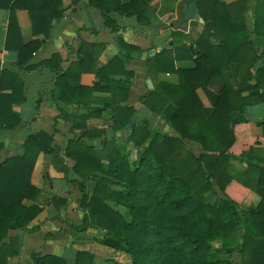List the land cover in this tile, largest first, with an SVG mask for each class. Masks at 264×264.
Returning a JSON list of instances; mask_svg holds the SVG:
<instances>
[{
    "label": "crops",
    "instance_id": "1",
    "mask_svg": "<svg viewBox=\"0 0 264 264\" xmlns=\"http://www.w3.org/2000/svg\"><path fill=\"white\" fill-rule=\"evenodd\" d=\"M217 1L229 5L232 10L243 2ZM117 2L126 5L130 0ZM102 3L103 0L98 1L99 5ZM117 4L107 1L104 16L89 0L77 4L72 0H61L62 16L53 22L46 38L33 34L28 13L17 10L15 17L22 43H40L26 66L18 64L17 51L5 47L9 11L0 8V86L7 94L12 89L17 92V81L24 86V101L10 106L5 103L0 109L1 116L9 122L18 119L13 130L0 126V144L3 146L0 162L23 156V143L35 131L42 130L49 135L55 148L50 155L39 152L36 157L30 184L39 191L33 203L41 208V212L27 225L8 229L4 234L3 243L9 245L1 256L5 260L3 264H33V254L54 256L66 264H74L75 254L79 252L91 255V264H132L129 253L102 242L114 239V233L99 227L92 212L80 207L81 193L77 183H83L85 193L91 196L96 180L82 182L72 167L74 161L65 155L68 146L75 152L91 149L106 165L113 158L116 162L127 158V166L134 169L129 154L138 150L140 159L149 142L138 148L131 139L132 131L141 126L151 135L158 133L163 137L181 138L170 123L178 112L177 103L181 102L189 112L178 122V127H184L186 136L177 154L185 155L190 151L219 155L218 151L203 152L200 144L190 141L189 136L215 134L214 129L206 126L214 119L212 101L219 95L224 81L216 78L204 87L197 78L192 81H197L196 87L186 93L192 83L187 78L182 81L174 72L193 70L197 61L210 68L219 38L203 28L205 23L200 17L180 18L182 0H137L134 6L137 12L145 7L140 14L142 18L135 10L119 13ZM244 15L249 39L257 53L250 69L253 78L246 82L249 86L256 84L254 76L264 68L263 0H254L252 9L248 8ZM55 56L60 67L67 70V75L56 95H52L56 74L40 64ZM56 63L54 61L51 66ZM30 65L38 67L26 70ZM241 72L245 73V67H239L236 62L221 68L233 94L239 95V99L259 94L260 88L242 89L238 77ZM5 74L16 80L12 81ZM93 87L95 89L90 91ZM236 104L237 99H234L231 106ZM243 109V112L235 110L223 120L224 130L226 126L235 140L226 151L233 157L228 167L233 176L247 168L246 158H257L264 168V104H250ZM107 179L112 181L113 190H123L119 184L121 180ZM258 181L241 199L242 210L256 209L264 199V187ZM207 196H212L208 201L211 203L220 194L213 186L212 191L204 195V200ZM106 204L124 219H130L125 206ZM221 243L211 241L209 245H215V250L222 253ZM227 257L233 261L232 255Z\"/></svg>",
    "mask_w": 264,
    "mask_h": 264
},
{
    "label": "trees",
    "instance_id": "2",
    "mask_svg": "<svg viewBox=\"0 0 264 264\" xmlns=\"http://www.w3.org/2000/svg\"><path fill=\"white\" fill-rule=\"evenodd\" d=\"M72 1L77 4L83 0ZM89 1L104 15L105 3L110 0H103V5L98 4L99 0ZM112 1L118 3L116 10L121 14L134 11L137 4V0H130L126 5H120L117 0ZM253 2L243 0L244 4L232 10L229 5L217 0H182L183 8L181 6L179 12L181 19H203V28L211 31L220 41L211 56L210 68L197 61L193 70L174 71L179 79L183 81L187 78L189 83L199 78L204 87L216 78L224 81L219 95L212 101L214 119L210 126H206L214 129L215 134L208 136L198 133L189 136L190 141L200 144L203 152L218 151L219 155L195 154L190 151L185 155L177 154L186 136L184 127H178V122L187 117L189 112L181 102L177 103L178 112L170 121L181 138L163 137L158 133L151 135L141 126L132 131L131 139L138 148L149 142L140 159L138 150H132L129 154L134 169L127 166V158L118 162L113 158L106 165L101 163L100 157L91 149L75 152L68 146L65 150L66 157L74 161L72 167L82 182L96 180L91 196L85 193L83 183H77L81 193L80 207L92 212L99 227L114 233V239L102 242L129 253L132 264H264V199L251 211L240 208L241 199L246 192L255 188L258 177V184L264 187V168L257 158L251 157L246 158L247 168L242 173L233 176L229 172V161L233 157L226 151L235 140L233 133H228L226 126L224 130L223 125L224 118L228 119L235 110L243 112V108L250 104H264V68L256 72V84L246 86V82L253 78L250 69L257 55L249 39L244 15L248 8L252 9ZM0 8L9 11L5 47L17 51L18 64L26 66L40 43H22L15 12L26 11L32 21L33 34H41L46 38L53 22L62 16L61 0H0ZM144 10V6L140 12L135 10L137 16L142 18L140 14ZM54 61H57L56 65L51 66ZM230 62L245 67V73L241 72L238 76L242 89L260 88L259 94L246 99H239V95L233 94L231 84L221 73V68ZM40 66L54 70L56 83L52 95H56L67 70L60 67L57 56L42 62ZM37 67L30 65L26 70ZM9 76L5 74V77ZM9 78L16 80L12 75ZM17 83V92L12 89L10 94L4 93L3 86H0L1 110L5 103L10 106L24 101V86L20 81ZM196 85L197 81L187 88L186 93L192 92ZM182 87H185L183 83ZM93 89L95 87L90 91ZM234 99H237L238 104L231 106L234 105ZM130 112L132 114V110ZM17 120L11 123L0 114V126L5 129H15ZM23 145V156L10 157L0 162V264L5 261L1 256L9 245L3 243L7 230L27 225L41 212V208L33 203L39 191L30 184L36 157L39 152L50 155L55 151L52 138L42 130L33 132ZM2 147L0 144V149ZM108 177L121 180L119 184L124 191L113 190V183ZM213 186L220 196L210 203L203 197L212 191ZM108 202L125 206L130 219H124L106 204ZM211 241H222V251L227 256L232 255L233 261L226 257L211 258ZM31 258L33 264H66L54 256L33 254ZM84 261L91 264L93 257L87 253L75 254L74 264Z\"/></svg>",
    "mask_w": 264,
    "mask_h": 264
},
{
    "label": "rangeland",
    "instance_id": "3",
    "mask_svg": "<svg viewBox=\"0 0 264 264\" xmlns=\"http://www.w3.org/2000/svg\"><path fill=\"white\" fill-rule=\"evenodd\" d=\"M210 197H212V196H207L205 198V201H207V202L211 201ZM210 247H211L210 248V256H211V258H213V259H222L223 257L228 258L223 251H222V253H220V250H215L216 249L215 245L211 244Z\"/></svg>",
    "mask_w": 264,
    "mask_h": 264
}]
</instances>
